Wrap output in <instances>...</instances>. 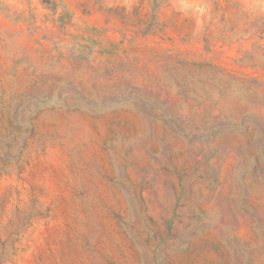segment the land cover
<instances>
[{
    "label": "rangeland",
    "instance_id": "374dc122",
    "mask_svg": "<svg viewBox=\"0 0 264 264\" xmlns=\"http://www.w3.org/2000/svg\"><path fill=\"white\" fill-rule=\"evenodd\" d=\"M0 264H264V0H0Z\"/></svg>",
    "mask_w": 264,
    "mask_h": 264
}]
</instances>
